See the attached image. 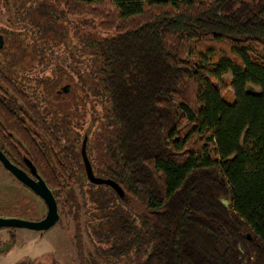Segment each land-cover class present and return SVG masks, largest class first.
I'll return each mask as SVG.
<instances>
[{"label": "trees", "instance_id": "1", "mask_svg": "<svg viewBox=\"0 0 264 264\" xmlns=\"http://www.w3.org/2000/svg\"><path fill=\"white\" fill-rule=\"evenodd\" d=\"M19 11L42 34L61 15L91 16L106 34L87 42L107 108L98 174L122 192L89 181L100 208L120 196L141 215L115 212L111 256L264 264V0H23ZM17 79L0 60V147L59 200L82 175Z\"/></svg>", "mask_w": 264, "mask_h": 264}, {"label": "rangeland", "instance_id": "2", "mask_svg": "<svg viewBox=\"0 0 264 264\" xmlns=\"http://www.w3.org/2000/svg\"><path fill=\"white\" fill-rule=\"evenodd\" d=\"M5 2L0 0V26L28 36L25 42L13 43L16 54L9 64L13 70L18 68L16 77L26 83L31 95L53 118L82 179L62 192L58 200L61 218L50 229L0 227V264H133L139 257L135 251L123 257L111 256L110 248L118 237L115 212L123 206L126 215H141L135 211L134 202L126 205L119 195L114 204L100 208L95 199L101 195L90 184L82 156L87 136V152L99 175L98 168L104 166V141L109 135L103 125L107 108L98 80L93 79L96 57L87 42L92 36L106 34L99 20L72 15H61L58 30L48 26L42 34L31 27L36 14L26 11L19 15L14 9L9 13ZM47 212L45 201L0 163V218L39 220ZM104 219L108 225L100 226Z\"/></svg>", "mask_w": 264, "mask_h": 264}, {"label": "water", "instance_id": "3", "mask_svg": "<svg viewBox=\"0 0 264 264\" xmlns=\"http://www.w3.org/2000/svg\"><path fill=\"white\" fill-rule=\"evenodd\" d=\"M82 156L85 163V169L87 172L88 179L95 184H108L114 186L119 192H122L117 185V183L110 179L99 176L95 173L91 159L87 152V136L84 139L82 145ZM30 169L31 174L24 169L18 167L14 164L8 156L3 152L0 147V163L6 168L10 173L14 175L20 182L29 187L33 192L40 196L46 203L48 207V212L46 216L39 220H26L21 218H0V227L10 226V227H25L36 230H48L53 227L61 218L59 211L58 200L49 187L44 178L38 173L35 165L26 159Z\"/></svg>", "mask_w": 264, "mask_h": 264}, {"label": "flooded vegetation", "instance_id": "4", "mask_svg": "<svg viewBox=\"0 0 264 264\" xmlns=\"http://www.w3.org/2000/svg\"><path fill=\"white\" fill-rule=\"evenodd\" d=\"M22 3L23 0H7V2H5V6L7 8L6 11L12 13V9H14L15 12L20 15L22 11L19 10ZM19 35L20 34H16L15 31L7 25H3V27L0 26V60L13 76H17L15 72L18 68L13 70L14 67L10 66L9 63H11V58L16 54V48L13 47V43H16V39ZM29 173L31 174V172Z\"/></svg>", "mask_w": 264, "mask_h": 264}]
</instances>
